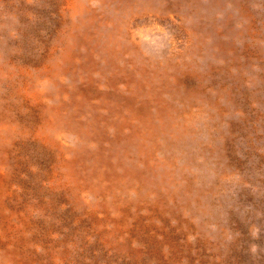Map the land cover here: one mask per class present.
Wrapping results in <instances>:
<instances>
[{"label":"rangeland","instance_id":"obj_1","mask_svg":"<svg viewBox=\"0 0 264 264\" xmlns=\"http://www.w3.org/2000/svg\"><path fill=\"white\" fill-rule=\"evenodd\" d=\"M110 38L140 93L105 82L94 44ZM0 64L8 264H264V0H0ZM117 95L151 116L155 143L111 142Z\"/></svg>","mask_w":264,"mask_h":264},{"label":"bare ground","instance_id":"obj_2","mask_svg":"<svg viewBox=\"0 0 264 264\" xmlns=\"http://www.w3.org/2000/svg\"><path fill=\"white\" fill-rule=\"evenodd\" d=\"M201 1V0H200ZM206 1V0H205ZM231 1V0H230ZM115 3V2H114ZM167 3V2H166ZM173 3V2H172ZM91 4V3H90ZM134 4H136V3H134ZM189 5V4H188ZM99 6V5H98ZM109 6H111V5H109ZM151 7V6H150ZM231 7V6H230ZM103 8V7H102ZM98 10V9H97ZM132 10V9H131ZM161 10V9H160ZM159 10V11H160ZM190 10V9H189ZM106 12V11H105ZM151 12H152V10H151ZM111 13V12H110ZM109 13V14H110ZM154 13H156V12H154ZM218 13V12H217ZM230 13V12H229ZM105 14V13H104ZM132 14V13H131ZM142 14V13H141ZM176 14V13H175ZM138 15V14H137ZM161 15V14H160ZM236 15V14H235ZM217 16V15H216ZM113 17V16H112ZM236 17V16H235ZM91 18V17H90ZM157 18V17H156ZM186 18V17H185ZM121 19V18H120ZM226 19V18H225ZM76 20V19H75ZM129 20H131V19H129ZM138 20V19H137ZM185 20V19H184ZM163 21H165V20H163ZM167 22V21H166ZM111 23V22H110ZM132 23V22H131ZM225 23V22H224ZM114 24V23H113ZM149 24V23H148ZM103 25V24H102ZM126 25V24H125ZM164 25V24H163ZM104 26V25H103ZM107 27V26H106ZM151 27V26H150ZM64 28V27H63ZM97 28V27H96ZM127 29V36L128 37H135V35H139L140 33H137L138 31H132V28H133V26H132V24H128L127 25V27H126ZM152 28V27H151ZM156 28H159L158 26H156ZM172 28H173V26H172ZM251 28V27H250ZM250 28H248V29H250ZM66 29V28H65ZM169 29V28H168ZM178 29V28H177ZM186 29H188V28H186ZM96 30V29H95ZM120 30V29H119ZM172 30V29H171ZM189 30H190V28H189ZM192 30V29H191ZM245 30V29H244ZM98 31V30H97ZM218 32V31H217ZM103 33V32H102ZM245 33V32H244ZM63 34V33H62ZM67 34V33H66ZM97 34V33H96ZM184 34V33H183ZM194 34V33H193ZM220 34V33H219ZM249 34H250V32H249ZM106 35V34H105ZM112 35V34H111ZM120 35V34H119ZM118 35V36H119ZM125 35V34H124ZM57 36V35H56ZM64 36H65V34H64ZM102 36V35H101ZM58 37H59V35H58ZM188 37V36H187ZM194 37V36H193ZM240 37V36H239ZM242 37V36H241ZM63 38V37H62ZM72 38V37H71ZM137 38V37H136ZM198 38V37H197ZM196 38V39H197ZM200 38V37H199ZM230 38H232V37H230ZM238 38V37H237ZM96 39V38H95ZM109 39V38H108ZM193 39V38H192ZM251 39V38H250ZM97 40V39H96ZM68 41V40H67ZM70 41V40H69ZM72 41V40H71ZM173 41V40H172ZM175 41V40H174ZM193 41V40H192ZM233 41V40H232ZM236 41V40H235ZM238 41V40H237ZM85 42V41H84ZM83 42V44L85 45V43ZM183 42V41H182ZM243 42V41H242ZM137 43V42H136ZM233 43V42H232ZM231 43V44H232ZM251 43V42H250ZM261 43V42H260ZM60 44V43H59ZM104 44H105V42H104ZM103 43H101V42H99V41H96L95 42V44H94V46H95V48H97L98 46L99 47H101V49H102V51L104 52V58H106L107 60H108V65L109 66H111L112 67V69H108V71L109 72H112V74H110V75H107V76H105L104 78H106V80H105V82L106 83H108V86H111L112 88H114V89H117L118 88V85H121V84H124L125 85V87H127V91H129V92H133L132 91V89H134L135 90V94L136 93H140L141 92V89L143 88V85H141L140 83H135V82H133V85H132V79L128 76V74H125V70L124 69H120V67H118V65H117V62H116V60H117V53H115V50L113 49V44H116L115 42H113V41H111V38H110V40L109 41H106V44L104 45ZM138 44V43H137ZM228 44H230V43H228ZM238 44V43H237ZM178 45V44H177ZM205 45V44H204ZM239 45V44H238ZM251 45H252V43H251ZM134 46V45H133ZM136 46V45H135ZM186 46V45H185ZM195 46V45H194ZM57 47V46H56ZM70 47H72V46H70ZM86 47V46H85ZM89 47V46H88ZM88 47H86V48H88ZM238 47H240V46H238ZM67 48V47H66ZM136 48V47H135ZM139 48V47H138ZM62 49V48H61ZM79 49H80V47H79ZM84 49V48H83ZM202 49V48H201ZM84 50H87V49H84ZM117 50V49H116ZM188 50H189V48H188ZM192 50V49H191ZM82 51V50H81ZM187 51V50H186ZM219 51V50H218ZM4 52V51H3ZM10 52V51H9ZM59 52V51H58ZM94 52V51H93ZM93 52H91V53H93ZM137 52V51H136ZM229 52V51H228ZM81 53V52H80ZM129 53V52H128ZM202 53V52H201ZM243 53H245V52H243ZM71 54H73V53H69V54H67L66 56H65V60H67L68 59V57H69V61H72L74 58L71 56ZM96 54V53H95ZM178 54V53H177ZM10 55V54H9ZM69 55V56H68ZM184 55V54H183ZM230 55V54H229ZM97 56V55H96ZM173 56V55H172ZM145 57V56H144ZM190 57V56H189ZM230 57V56H229ZM181 58V57H180ZM245 58V57H244ZM10 59V58H9ZM171 59V58H170ZM173 59V58H172ZM190 59V58H189ZM251 59V58H250ZM97 60V59H96ZM165 60V59H164ZM228 60V59H227ZM76 61H77V59H76ZM86 61V60H85ZM89 61L90 62H93V58L92 57H89L88 58V63H89ZM171 61V60H170ZM240 61V60H239ZM261 61V60H260ZM134 62V61H133ZM182 62V61H181ZM151 63V62H150ZM159 63V62H158ZM20 64V63H19ZM58 64V63H57ZM119 64V63H118ZM170 64V63H169ZM51 65V64H50ZM168 65V64H167ZM173 65V64H172ZM185 65V64H184ZM227 65V64H226ZM238 64H236V66H237ZM0 66H2L1 64H0ZM59 66V65H58ZM96 63L95 64H92V65H87L86 67H82L81 69H82V71H88V72H90V69H92V68H94L95 70H96ZM158 66V65H157ZM177 66V65H176ZM240 66V65H239ZM53 67V66H52ZM161 67V66H160ZM164 67V66H163ZM44 68V67H43ZM68 68V67H67ZM132 68V67H131ZM177 68V67H176ZM239 68V67H238ZM52 69V68H51ZM154 69V68H153ZM67 70V69H66ZM142 70V72L144 73L145 72V68H142L141 69ZM254 70V69H253ZM4 71H6V70H4ZM68 71V70H67ZM225 71V70H224ZM236 71V70H235ZM57 72V71H56ZM55 72V73H56ZM167 72V71H166ZM49 73V72H48ZM96 73V72H95ZM229 73V72H228ZM2 74H3V72H2ZM98 74V73H97ZM125 74V75H124ZM160 74V73H159ZM230 75V74H229ZM233 75V74H232ZM30 76V75H29ZM38 76V75H37ZM54 76V75H53ZM142 76V75H141ZM149 76V75H148ZM159 76V75H158ZM2 77V76H1ZM15 77V76H14ZM46 77V76H45ZM245 77V76H244ZM40 78V77H39ZM89 78V80H90V83H92L91 81H92V78L89 76L88 77ZM185 78V77H184ZM194 78V77H193ZM57 79H59V78H57ZM83 79V78H82ZM206 79V78H205ZM239 79V78H238ZM250 79V78H249ZM7 80V79H6ZM20 80V79H19ZM169 80V79H168ZM176 80V79H175ZM201 80V79H200ZM8 81V80H7ZM22 81V80H21ZM20 81V82H21ZM28 81V80H27ZM30 81V80H29ZM51 81V80H50ZM145 81V80H144ZM197 81H199V80H197ZM3 82V81H2ZM63 82V81H62ZM237 82H239V81H237ZM242 82V81H241ZM254 82V81H253ZM27 84H28V82H26ZM61 83V82H60ZM170 83V82H169ZM2 84V83H1ZM18 84H20V83H18ZM18 84H16V85H18ZM183 84V83H182ZM185 84V83H184ZM9 85V84H8ZM11 85V84H10ZM32 85V84H31ZM74 85V84H73ZM207 85V84H206ZM34 86V85H33ZM227 86V85H226ZM97 87V86H96ZM146 87H147V85H146ZM203 87V86H202ZM222 87V86H221ZM235 87V86H234ZM253 87V86H252ZM8 88H10V87H8ZM12 88H14V87H12ZM33 88V87H32ZM91 88V87H90ZM257 88V87H256ZM259 88V87H258ZM17 89V88H16ZM68 89V88H67ZM84 89V88H83ZM89 89V88H88ZM106 89V88H105ZM159 89V88H158ZM193 89V88H192ZM255 89V88H254ZM2 90V89H1ZM34 90V89H33ZM180 90V89H179ZM8 91H9V89H8ZM16 91V90H15ZM22 91V90H21ZM28 91V90H27ZM95 91V90H94ZM107 91H108V89H107ZM255 91V90H254ZM17 92V91H16ZM91 92H93L92 90H91ZM215 92V91H214ZM229 92H231V91H229ZM234 92V91H233ZM236 92V91H235ZM5 93V92H4ZM11 93V92H10ZM21 93V92H20ZM55 93V92H54ZM66 93H67V90H66ZM89 93V92H88ZM99 93V92H98ZM198 93H199V91H198ZM203 93V92H202ZM86 94V93H85ZM134 94V95H135ZM26 95H27V92H26ZM33 95V94H32ZM57 95V94H56ZM84 95V94H83ZM86 95H88V94H86ZM99 95H101V93L99 94ZM15 97H16V95H14ZM20 96V95H19ZM132 96V95H131ZM136 96V95H135ZM170 96V95H169ZM222 96V95H221ZM9 97V96H8ZM14 97V98H15ZM33 97V96H32ZM128 97V96H127ZM127 97H125V96H122V95H117V97H116V101L115 102H118L115 106H112L111 108L112 109H116L115 107L116 106H118L119 107V113L118 114H116V116H115V120H112V125H111V127H113L114 128V134H113V138H112V143H119V149L121 148V147H123L124 149H126L125 147H129L130 145H131V141L134 139V140H139V141H137L138 142V149H141V138H143L144 139V141L146 140V139H149V140H152L154 143H155V141H156V137L154 138V139H152L151 137H152V135L154 134V131H157L158 130V125L156 126V124L155 123H152V118H151V116H149L148 118H143V117H141L140 116V113L138 112V110H136L137 109V106H136V104L135 103H131V102H133V100H134V96L133 97H131L130 99H132V100H130V99H126ZM130 97V96H129ZM4 98V97H3ZM36 98V97H35ZM75 98V97H74ZM88 98V97H87ZM87 98H86V100H87ZM91 98V97H90ZM93 98H95V97H93ZM93 98H92V100H93ZM100 98V97H99ZM195 98V97H194ZM219 99H220V97H218ZM25 99V98H24ZM41 99L44 101V96H41ZM49 99V98H48ZM65 99V98H64ZM70 99V98H69ZM97 99V98H96ZM3 100V99H2ZM32 100V99H31ZM38 100V99H37ZM51 100V99H50ZM90 100V99H89ZM137 100V99H136ZM171 100H173V99H171ZM13 101V100H12ZM17 101H19V100H17ZM36 101V100H35ZM42 101V102H43ZM110 101V100H109ZM208 101V100H207ZM261 101V100H260ZM37 102V101H36ZM40 102V101H39ZM41 102V103H42ZM92 102V101H91ZM100 102V101H99ZM136 102V101H135ZM170 102V101H169ZM174 102V101H173ZM203 102H205V101H203ZM5 103H6V101H5ZM45 103V102H44ZM71 103V102H70ZM72 103H73V101H72ZM94 103H95V101H94ZM101 103V102H100ZM216 103V102H215ZM15 104V103H14ZM19 104V103H18ZM97 104V103H96ZM128 104H131V105H128ZM221 104V103H220ZM261 104V103H260ZM71 105V104H70ZM126 105V106H125ZM173 105V104H172ZM63 106H65V104L63 103V102H60V104H58V107H56V108H54V109H52L51 110V112H52V119H51V117H50V119L48 120V122H47V126L49 127V128H51V129H54L55 128V125H54V122H56L57 120H59V117H60V115H59V109L60 108H62ZM68 106V105H67ZM72 106V105H71ZM128 106V107H127ZM185 106V105H184ZM210 106V105H209ZM36 107V106H35ZM40 107V106H39ZM70 107V106H69ZM127 107V108H126ZM141 107H142V105H141ZM162 107V106H161ZM199 107V106H198ZM212 107V106H211ZM215 107V106H214ZM259 107V106H258ZM143 108V107H142ZM176 108H178V106L176 107ZM194 108V107H193ZM19 109V108H18ZM87 109V108H86ZM141 109V108H140ZM175 109V108H174ZM173 109V110H174ZM215 109V108H214ZM259 109V108H258ZM61 110V109H60ZM67 110V109H66ZM75 110V109H74ZM176 110V109H175ZM174 110V111H175ZM184 110V109H183ZM190 110V109H189ZM205 110V109H204ZM216 110V109H215ZM221 110V109H220ZM226 110V109H225ZM240 110V109H239ZM257 110V109H256ZM76 111V110H75ZM74 111V112H75ZM68 112V111H67ZM79 112V111H78ZM111 112V111H110ZM124 112H127V115H125L124 114ZM152 112V111H151ZM188 112V111H187ZM205 113H206V111H204ZM217 112V111H216ZM101 113V112H100ZM208 113V112H207ZM206 113V114H207ZM3 114V113H2ZM68 114V113H67ZM182 114V113H181ZM84 115V114H83ZM194 115V114H193ZM258 115V114H257ZM174 116V115H173ZM215 116V115H214ZM222 116V115H221ZM220 116V117H221ZM87 117V116H86ZM91 117V116H90ZM197 117V116H196ZM264 117V116H263ZM71 118V117H70ZM106 121L109 119V118H105V117H103ZM188 118H189V116H188ZM224 118H226V117H224ZM12 119V118H11ZM92 119H93V117H92ZM80 120H82V119H80ZM244 120V119H243ZM160 122V121H159ZM163 122V121H162ZM191 122V121H190ZM3 123V122H2ZM86 123V122H85ZM92 123V122H91ZM178 124V123H177ZM206 124V123H205ZM217 124V123H216ZM73 125V124H72ZM4 126V125H3ZM67 126V125H66ZM89 126V125H88ZM179 126V125H178ZM69 128V127H68ZM183 128H186V127H183ZM189 128V127H188ZM206 128H207V126H206ZM89 129V128H88ZM180 129V128H179ZM208 129V128H207ZM79 130V129H78ZM83 130V129H82ZM94 130V129H93ZM126 130H131V132H130V134H127L126 133ZM219 130V129H218ZM11 131V130H10ZM177 131V130H176ZM190 131V130H189ZM212 131V130H211ZM216 131V130H215ZM9 132V131H8ZM7 132V133H8ZM79 132V131H78ZM86 132V131H85ZM77 133V132H76ZM87 133V132H86ZM185 133V132H184ZM196 133V132H195ZM222 133V132H221ZM11 135V134H10ZM75 135V134H74ZM150 137H148V136ZM160 135V134H159ZM156 136V135H155ZM172 136V135H171ZM183 136H184V134H183ZM239 136V135H238ZM182 137V136H181ZM181 137H179V138H181ZM6 138V137H5ZM8 138V137H7ZM85 138V137H84ZM100 138H101V136H100ZM105 138V135H103L102 136V138L101 139H104ZM161 139V138H160ZM173 139V138H172ZM182 139H183V137H182ZM182 139H180V140H182ZM185 139V138H184ZM194 139V138H193ZM234 140V139H233ZM0 141H1V139H0ZM186 141V140H185ZM188 142V141H187ZM209 142V141H208ZM225 142V141H224ZM5 143V142H4ZM79 143V142H78ZM116 143V144H117ZM120 143H123V145H120ZM177 143V142H176ZM184 143V142H183ZM69 144V143H68ZM107 144V143H106ZM151 144V143H150ZM7 145V144H6ZM85 145V144H84ZM104 145V144H103ZM134 145V144H133ZM229 145V144H228ZM88 146V145H87ZM167 146V145H166ZM196 146V145H195ZM207 146V145H206ZM210 146V145H209ZM2 147V146H1ZM85 147V146H84ZM208 147V146H207ZM3 148V147H2ZM82 148H83V146H82ZM57 149V148H56ZM146 149V148H145ZM155 151V150H154ZM176 151V150H175ZM210 151V150H209ZM69 152V151H68ZM146 152H148V151H146ZM151 152V151H150ZM94 153V152H93ZM206 153V152H205ZM257 153V152H256ZM260 153V152H259ZM154 155V154H153ZM248 155V154H247ZM219 157H221V154H220V156ZM116 159V158H115ZM147 159V158H146ZM238 159V158H237ZM150 160V159H149ZM200 160V159H199ZM146 161V160H145ZM232 161V160H231ZM80 161L78 160V159H76L75 157L74 158H71V159H69V161L66 163V165L69 163V167H70V170H71V172H73L74 174H75V169H76V167H77V163H79ZM136 163V162H135ZM244 162H242V164H243ZM64 164V163H63ZM149 165V164H148ZM218 165V167H219V164H217ZM240 165V164H239ZM64 166V165H63ZM62 167V166H61ZM60 167V168H61ZM84 167V166H83ZM153 168V167H152ZM79 169V168H78ZM84 169V168H83ZM156 170V169H155ZM216 170V169H215ZM214 170V171H215ZM242 170V169H241ZM111 172H112V170H110ZM244 171V170H243ZM91 172V171H90ZM94 172V171H93ZM207 172V171H206ZM210 172H212L213 173V171H210ZM237 172V171H236ZM242 172V171H241ZM60 174H63V173H60ZM72 176H73V174L72 173H70ZM217 174V173H216ZM221 174H223V173H221ZM240 174V173H239ZM60 176V178H61V175H59ZM220 176V175H219ZM102 177V176H101ZM69 178V177H68ZM153 179V178H152ZM260 179V178H259ZM114 190L118 187V185L117 184H119V182H120V180H121V178H119V177H117V176H115L114 177ZM137 180V179H136ZM243 180V179H242ZM85 181V180H84ZM108 181H110V179L108 180ZM220 181V180H219ZM235 181V180H234ZM94 183V182H93ZM104 183V182H103ZM141 183V182H140ZM226 183V182H225ZM248 183V182H247ZM90 184H92V183H90ZM102 184V183H101ZM128 184V183H127ZM142 184V183H141ZM206 184V183H205ZM223 184V183H222ZM231 184V183H230ZM242 184V183H241ZM67 185V184H66ZM145 185V184H144ZM197 185V184H196ZM76 186V185H75ZM100 186V185H99ZM142 186V185H141ZM11 187H12V185H11ZM73 187V186H72ZM96 187V186H95ZM128 187V186H127ZM130 187H132V186H130ZM135 187V186H134ZM215 187V186H214ZM86 188V187H85ZM99 188V187H98ZM144 188V187H143ZM151 188V187H150ZM205 188V187H204ZM225 188V187H224ZM68 189V188H67ZM108 189H110V188H108ZM126 189V188H125ZM226 189V188H225ZM10 190V189H9ZM71 190H72V188H71ZM99 190H101V189H99ZM139 190V189H138ZM146 190V189H145ZM152 190V189H151ZM218 190V189H217ZM97 192H98V190H96ZM221 191H222V189H221ZM12 192H13V190H12ZM71 192V191H70ZM75 192H77V191H75ZM83 192V191H82ZM96 192V193H97ZM102 192H103V190H102ZM10 193V192H9ZM80 193V192H79ZM98 194V193H97ZM109 194H110V192H109ZM3 195V194H2ZM1 195V196H2ZM99 195V194H98ZM105 195V194H104ZM132 195V194H131ZM200 195V194H199ZM208 195V194H207ZM11 196V195H10ZM14 196H16V195H14ZM92 196H94V195H92ZM141 196V195H140ZM213 196V195H212ZM75 197V196H74ZM114 197V196H113ZM205 197V196H204ZM252 197V196H251ZM3 198V197H2ZM76 198V197H75ZM79 198V197H78ZM120 198V197H119ZM118 198V199H119ZM142 198V197H141ZM214 198V197H213ZM1 200H3V199H1ZM135 200H136V198H135ZM143 200V199H142ZM190 200H192V199H189V201ZM196 200V199H195ZM100 201V200H99ZM105 201V200H104ZM103 201V202H104ZM126 201V200H125ZM138 201V200H137ZM194 201V200H193ZM90 202V201H89ZM188 202V201H187ZM215 202V201H214ZM94 203V202H93ZM98 203V202H97ZM100 203V202H99ZM191 203V202H190ZM201 203V202H200ZM78 204V203H77ZM108 204V203H107ZM115 204H116V202H115ZM192 204V203H191ZM196 204V203H195ZM104 205V204H103ZM106 205V204H105ZM113 205V204H112ZM111 205V206H112ZM207 205V204H206ZM108 206V205H107ZM191 206V205H190ZM184 207V206H183ZM186 207V206H185ZM215 206H213V208H214ZM92 208H93V206H92ZM111 208V207H110ZM200 208V207H199ZM207 208V207H206ZM103 209H105V208H103ZM118 209V208H117ZM198 209V208H197ZM196 209V210H197ZM205 209V208H204ZM116 210V209H115ZM119 210V209H118ZM179 211V210H178ZM202 211V210H201ZM37 212V211H36ZM97 212H98V209H97ZM112 212V211H111ZM110 212V213H111ZM196 213V212H195ZM217 213V212H216ZM114 214V213H113ZM184 214V213H183ZM221 214V213H220ZM188 215V214H187ZM218 215V214H217ZM183 216V215H182ZM215 216V215H214ZM178 217V216H177ZM215 218V217H214ZM170 219V218H169ZM175 219V218H174ZM185 219V218H184ZM190 220V219H189ZM179 221V220H178ZM196 221V220H195ZM176 223H177V221H176ZM139 224V223H138ZM161 226V225H160ZM211 228H212V226H211ZM218 228V227H217ZM223 230V229H222ZM211 237V236H210ZM56 241V240H55ZM57 241H59V240H57ZM210 241V240H209ZM204 242V241H203ZM207 242V241H206ZM46 243V242H45ZM210 243V242H209ZM43 244V243H42ZM50 244V243H49ZM40 245V244H39ZM47 245V244H46ZM50 245H53V244H50ZM43 246V245H42ZM52 247V246H51ZM60 247V246H59ZM38 248V247H37ZM43 248H44V246H43ZM50 248V247H49ZM55 248V247H54ZM52 249V248H51ZM55 249H57V248H55ZM64 250V249H63ZM37 251V250H36ZM39 251V250H38ZM61 251V250H60ZM18 254H19V252H18ZM9 256V255H8ZM16 256V255H15ZM12 258V257H11ZM8 259V260H7ZM3 260V261H2ZM10 259L9 258H3V257H0V264H8V262H10L9 261ZM26 261V260H25ZM18 263V262H17ZM27 264V263H26ZM30 264V263H29Z\"/></svg>","mask_w":264,"mask_h":264}]
</instances>
